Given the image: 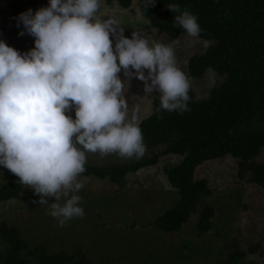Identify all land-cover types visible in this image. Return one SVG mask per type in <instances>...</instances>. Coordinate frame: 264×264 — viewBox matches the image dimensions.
<instances>
[{
	"label": "clouds",
	"instance_id": "9594fccd",
	"mask_svg": "<svg viewBox=\"0 0 264 264\" xmlns=\"http://www.w3.org/2000/svg\"><path fill=\"white\" fill-rule=\"evenodd\" d=\"M100 3L49 0L35 13H21L19 22L34 37L27 53L0 40V166L49 206L61 228L84 216L76 193L83 188L86 153L145 154L137 117L129 116L122 71L143 82L146 94L158 92L161 109L189 110L190 84L174 48L150 44L137 32L125 37L118 21L97 15ZM167 8L179 13L174 22L189 37H199L195 15L179 4ZM71 110L74 119L67 115Z\"/></svg>",
	"mask_w": 264,
	"mask_h": 264
},
{
	"label": "rangeland",
	"instance_id": "374dc122",
	"mask_svg": "<svg viewBox=\"0 0 264 264\" xmlns=\"http://www.w3.org/2000/svg\"><path fill=\"white\" fill-rule=\"evenodd\" d=\"M3 1L0 4V40L21 54L27 53L35 47L34 37L27 34L18 17L40 5L36 0ZM25 2H31L33 6L24 5ZM101 3L102 8L97 14L100 18L118 21L120 29L124 20L128 25L132 24L130 32L124 29L125 37L130 38L129 33L132 36V32H137L150 44L161 43L174 48L177 66L187 76L189 88L196 99L207 98L210 90L223 81V77L210 70L200 79L188 75L187 61L195 55L205 54L211 42L189 37L185 33L177 45L175 40L167 43L165 33L151 29L134 3L124 10L115 0L112 5ZM133 6L134 10H130ZM16 23L20 24L19 30L24 32V36L17 31ZM119 76L127 82L125 99L129 116L135 115L138 122L144 120L153 111L145 100L143 82L135 77L129 80L123 71ZM141 91L143 95H140ZM152 95L153 98L160 96L155 91ZM67 115L74 119L75 111L71 110ZM86 157L85 165L126 164L136 160L135 156L121 158L117 154L101 156L99 153H86ZM180 161L181 158L176 155H161L157 164L128 174L126 192L120 194L117 186L107 180L91 175L80 176L83 188L76 194L82 198L80 206L84 209V216L73 218L63 228L58 227L57 220L48 214L50 209L39 204L40 197L23 185L19 196L0 202V226L4 222L6 226H19L23 230L21 238L31 249L44 246L49 254H77L91 264H217L215 257L228 258L234 251V245L247 251L249 246L257 244L261 245L260 249L253 254L247 253L244 260L264 264V189L245 179H238L236 160L229 156L204 162L197 167L196 178L207 179L214 192L212 197L199 204L198 212L191 215L178 231L165 233L154 226L153 221L179 201L177 191L172 189L164 174V167ZM257 161H264V148ZM8 174L11 173L0 166V186L5 183ZM132 189L136 191L132 192ZM100 194L104 196L100 197ZM204 203L212 205L215 214L211 218L212 228L200 234L196 225ZM4 248L5 244L0 239V252Z\"/></svg>",
	"mask_w": 264,
	"mask_h": 264
},
{
	"label": "trees",
	"instance_id": "16d2710c",
	"mask_svg": "<svg viewBox=\"0 0 264 264\" xmlns=\"http://www.w3.org/2000/svg\"><path fill=\"white\" fill-rule=\"evenodd\" d=\"M112 1L105 3L112 5ZM115 1L123 10L132 4V0ZM168 4H179L181 10L187 8L195 15L201 29L198 39L212 43L205 54L187 61L188 75L200 79L210 70L223 77V81L203 99H196L189 88L187 111L168 112L160 108L159 99H154L152 114L139 124L145 154L126 164L85 165L81 176L107 180L117 186L120 194L126 192L128 174L157 164L161 155L179 156L180 162L164 167L179 201L153 221L159 230L173 233L198 212L200 203L213 195L208 180L195 175L197 167L204 162L229 156L236 160L238 179L264 189V161H257L264 148V0H137L136 6L149 27L164 32L172 42L185 32L174 22L179 13L170 12ZM160 146L163 147L159 149ZM21 187L18 177L8 174L0 186V202L18 196ZM51 201L54 202L52 198L48 202ZM45 207L49 210L48 205ZM214 214V207L204 203L196 225L200 234L212 228ZM22 234L17 225L1 224L0 239L5 248L0 252V264H91L77 254H49L44 246L31 249L21 238ZM260 246H249L247 251H242L234 245L228 258L218 256L215 261L252 264L244 257L256 253Z\"/></svg>",
	"mask_w": 264,
	"mask_h": 264
},
{
	"label": "crops",
	"instance_id": "0c3cea01",
	"mask_svg": "<svg viewBox=\"0 0 264 264\" xmlns=\"http://www.w3.org/2000/svg\"><path fill=\"white\" fill-rule=\"evenodd\" d=\"M6 1V0H5ZM10 1V0H9ZM37 1V3L40 5L39 7H47L48 6V0H47V2L45 1V0H36ZM104 2H105V0H102V3L101 4H104ZM25 4H30V5H32L31 4V2H25L24 3V5ZM33 6V5H32ZM31 10H33V9H31ZM122 12V10L120 11V13ZM141 15V14H140ZM125 18H127V17H125ZM124 22L126 23V21L124 20ZM122 29H125L126 30V27H124L123 26V24H122V27H121ZM127 31H129V30H127ZM130 32V31H129ZM165 36H166V40L168 39V37H167V35L166 34H164ZM129 37L131 38V36H130V33H129ZM180 40V39H179ZM177 41H178V39H177ZM142 93V91L140 92V95H143V94H141ZM146 102L150 105V108H151V110L153 111V104H152V102L154 101V99H159V97H157V96H155L154 98H153V95L152 94H149V95H147L146 94ZM141 100H144V99H141ZM151 114H152V112H151ZM150 114V115H151ZM147 117H149V115L147 116ZM142 121V120H141ZM141 121H139L138 123H140Z\"/></svg>",
	"mask_w": 264,
	"mask_h": 264
},
{
	"label": "flooded vegetation",
	"instance_id": "af4514ba",
	"mask_svg": "<svg viewBox=\"0 0 264 264\" xmlns=\"http://www.w3.org/2000/svg\"><path fill=\"white\" fill-rule=\"evenodd\" d=\"M2 1H3V0H0V4H1ZM3 2H4V1H3ZM31 4H32V3H31ZM132 4H133V3H132ZM132 4H131V5H132ZM131 5H130V6H131ZM28 6H31V5L28 4ZM130 6H129V7H130ZM35 7H36V9L34 10V12H35L36 10L40 9L38 6H35ZM100 8H102V7H100ZM127 9H128V8H127ZM101 10H102V9H101ZM130 10H134V6H133ZM100 13L102 14V11H101ZM12 18L16 19L15 16H13ZM15 21H16V20H15ZM16 24H17V26H16L17 31H18L19 33H21V31L19 30V28H20V24H19V23H16ZM123 26L126 27V29L129 30V31H130L131 28H132V27H131L132 24L130 23V25H128L127 22H126V23L124 22ZM128 26H129V27H128ZM133 28H134V27H133ZM154 30H155V29H154ZM184 34H185V33H184ZM21 36H24V35H21ZM178 38H179V37H178ZM178 38H177V39H178ZM177 39H175V41H176V45L178 44ZM179 39H180V38H179ZM179 39H178V40H179ZM166 42H167V43H172V42L169 41L168 39L166 40ZM180 48H181V47L179 46V49H180Z\"/></svg>",
	"mask_w": 264,
	"mask_h": 264
},
{
	"label": "water",
	"instance_id": "95a60500",
	"mask_svg": "<svg viewBox=\"0 0 264 264\" xmlns=\"http://www.w3.org/2000/svg\"><path fill=\"white\" fill-rule=\"evenodd\" d=\"M136 2H137V0H132V3H134L135 5H136ZM183 35H181L179 38H181ZM178 38V39H179Z\"/></svg>",
	"mask_w": 264,
	"mask_h": 264
}]
</instances>
